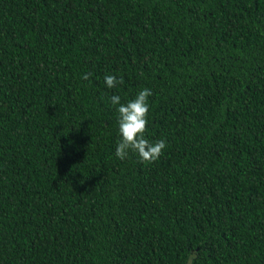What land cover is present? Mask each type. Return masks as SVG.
Segmentation results:
<instances>
[{"label": "trees", "instance_id": "trees-1", "mask_svg": "<svg viewBox=\"0 0 264 264\" xmlns=\"http://www.w3.org/2000/svg\"><path fill=\"white\" fill-rule=\"evenodd\" d=\"M190 257L264 264V0H0V264Z\"/></svg>", "mask_w": 264, "mask_h": 264}, {"label": "clouds", "instance_id": "clouds-1", "mask_svg": "<svg viewBox=\"0 0 264 264\" xmlns=\"http://www.w3.org/2000/svg\"><path fill=\"white\" fill-rule=\"evenodd\" d=\"M84 79H88V76L85 75ZM105 82L107 87L111 89L117 87L118 84H123L124 80L123 78L118 80L114 75H106ZM151 95V90L145 88L127 104H121L119 95H113L110 98L111 103L118 106V125L121 139L117 144L115 155L122 161L129 158L130 153H135L141 162L151 164L163 155V150L167 147L163 140L152 143L145 138L149 123L150 106L148 98ZM188 264H192L191 257Z\"/></svg>", "mask_w": 264, "mask_h": 264}]
</instances>
